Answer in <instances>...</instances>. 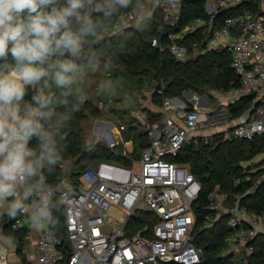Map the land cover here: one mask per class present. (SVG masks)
I'll list each match as a JSON object with an SVG mask.
<instances>
[{
    "label": "built area",
    "instance_id": "obj_1",
    "mask_svg": "<svg viewBox=\"0 0 264 264\" xmlns=\"http://www.w3.org/2000/svg\"><path fill=\"white\" fill-rule=\"evenodd\" d=\"M244 0H210L206 12L211 20L223 9L242 4ZM149 4V8H148ZM147 8L152 15L163 11L165 24L174 25L180 15L182 0H150L140 2L118 16V26L134 23L141 10ZM207 25L203 18L192 20L182 33H168L169 50L179 61L189 58L188 48L182 38ZM104 35L107 31H103ZM154 46L163 45L159 38ZM224 46L232 55V67L238 75V84L230 88L213 89L200 94L192 90L182 97H167L158 110V120L147 119L139 113L134 121L150 136L149 145L138 157H134L135 142L126 139L128 125L124 121L113 122L108 117L97 118L93 123V139L87 147L102 144L130 162V165L95 160L81 174V182L72 181L67 164L57 182L46 174L29 180L21 187L28 191L23 199L21 217L14 229L28 226L35 230L36 241L27 251V260L38 264H64L67 256L64 239L51 228V205L55 197L66 211V228L72 253L69 264H200L204 250L195 243L194 230L197 214L194 205L202 192V184L191 171L189 164L172 161L188 145L196 148L201 143L253 140L264 136V14L253 15L243 11L229 16L223 25L213 31L208 48ZM196 53V52H195ZM194 53V54H195ZM191 92L188 97L186 92ZM163 93V88L158 90ZM255 94L251 108L234 117L231 105L244 97ZM199 97L203 99L199 100ZM108 98H112L109 94ZM178 98L179 100H176ZM209 98L214 101L209 102ZM100 107L108 114L103 103ZM206 129V131H203ZM208 131V133H207ZM124 142V149L117 146ZM246 162L244 167L250 164ZM245 179L252 185L245 194L255 192L264 181V174L255 181L250 172ZM237 184L241 179L235 180ZM244 194V195H245ZM238 195L234 204H228V194L216 185L208 195L210 209L218 211L204 216L203 228L213 229L221 219V213L229 217V233L225 237L227 250L250 253L249 241L264 232V215L247 208ZM115 212H120L122 222L115 224ZM139 213L150 214L157 220L154 227L146 225L142 232L128 235V222ZM118 220V219H117ZM8 248L0 238V264H11Z\"/></svg>",
    "mask_w": 264,
    "mask_h": 264
},
{
    "label": "trees",
    "instance_id": "obj_2",
    "mask_svg": "<svg viewBox=\"0 0 264 264\" xmlns=\"http://www.w3.org/2000/svg\"><path fill=\"white\" fill-rule=\"evenodd\" d=\"M207 1L182 0L181 12L174 25L165 24L163 11L158 9L152 15L149 13L145 16L138 26L123 28L111 35L109 29L125 26L117 27L118 16L121 12L131 10L140 2L147 4V0H127L124 7L113 3V7L107 9L110 13L107 19H105L103 11L93 12L92 18L102 22L101 29L96 37L87 38L80 57L75 62L78 68L103 64L115 79H122L123 88H131L132 92L135 91L140 95L144 94V91L150 92L153 103L157 107H161L167 97H182L186 90L204 94L213 89L230 88L237 85L239 80L232 67L231 52L224 46L208 48L207 42L213 31L221 27L227 17L243 11H249L253 15L264 13L260 11L259 0H244L238 6L221 10L211 20V16L206 12ZM96 2L102 7L104 6V0H96ZM109 2H113V0H109ZM196 18L205 19L207 25L182 38L190 56L186 61H179L168 48V33H182V30ZM104 30L107 31L105 35ZM122 35L124 36L122 37ZM156 37L160 39L164 46L163 49L152 44ZM195 48H199L198 53H195ZM9 64H11L10 57ZM161 88H163L162 94L158 93ZM41 89L51 97L48 108L44 109L48 115L46 118H42L40 123L52 137L55 162L48 163L46 160L39 175L31 180L46 174L51 181L57 182L65 173V170L59 166L61 158L74 159L69 177L76 183L81 182V174L95 160L130 165L127 159L116 155L105 145L96 144L88 149L83 142L82 120L88 116L95 120L104 117L106 113L100 104L106 105L108 97L105 96L104 102L99 99V103L85 97L77 90L73 75V83L70 88H57L51 79L48 80L47 87H44L43 81L36 88L29 87L25 101L30 102L32 95ZM111 96L113 99V94ZM254 98L255 94H251L231 105L232 115L237 117L248 111ZM117 110L112 107L110 111L117 112ZM148 113L152 120H158L161 117V114L150 110ZM118 121L123 120L119 119ZM124 122L128 125V129L124 132L125 138L134 140L133 156L138 157L142 150L149 145L150 136L134 122ZM30 147L39 157L41 149L35 137L30 141ZM260 154H264V136L256 137L253 140L201 143L198 148L188 145L176 157L171 158L172 161L189 164L191 171L202 184L203 190L194 205L197 214V226L194 230L195 243L204 250L200 264H264V232L249 241L248 245L253 246L250 253L240 254L227 250L224 241L230 231L227 215L221 213V219L213 229L203 228L206 214L211 213L213 217L218 214V211L210 209V202L207 198L216 185H219L220 189L228 194L229 205L235 203L238 195H243L241 200L243 205L264 215V181L260 183L255 192L245 194L252 185L251 181L245 179L247 172L249 173L247 170L258 168L257 171L250 172L253 181L264 174V168L257 165L258 163H252L253 159ZM246 162H251L247 168L243 166ZM238 178L241 179L239 184L235 181ZM8 200L10 203L12 198ZM51 209V228L64 239L67 256L64 264H69L68 258L72 249L68 240L65 207L55 197ZM20 217V209L11 216L9 212L0 211V231L4 236L13 240L22 264H31L24 252L28 228H13L14 223ZM156 220L150 214L139 213L128 222L127 233L133 236L141 232L143 236L149 237L151 232H142L143 228L148 225L151 231Z\"/></svg>",
    "mask_w": 264,
    "mask_h": 264
},
{
    "label": "clouds",
    "instance_id": "obj_3",
    "mask_svg": "<svg viewBox=\"0 0 264 264\" xmlns=\"http://www.w3.org/2000/svg\"><path fill=\"white\" fill-rule=\"evenodd\" d=\"M114 4L127 0H0V205L12 198L9 215L23 208L28 191L21 187L39 175L44 162L54 163L51 135L40 120L46 118L51 97L42 89L25 101L27 89L49 79L57 88H70L83 45L96 37L101 21ZM9 57L11 64H9ZM36 138L41 154L30 147Z\"/></svg>",
    "mask_w": 264,
    "mask_h": 264
},
{
    "label": "rangeland",
    "instance_id": "obj_4",
    "mask_svg": "<svg viewBox=\"0 0 264 264\" xmlns=\"http://www.w3.org/2000/svg\"><path fill=\"white\" fill-rule=\"evenodd\" d=\"M150 0H147L149 3ZM210 0L207 1L209 3ZM149 14V9L144 8L141 10V14L136 22L131 24H124L125 26H117L121 28L109 29V34H116L117 32L123 30V28H130L138 26L145 16ZM164 23L166 20L163 18ZM124 35H122L123 37ZM196 53L199 52V48H195ZM74 75V83L77 90L82 93L85 97L93 99L95 102L99 103V99L101 102H104L105 96L108 97L109 94H113V99H107V108L108 114L104 117H108V119L113 122H117L119 119L123 121H134L136 115L139 113L143 118L147 119L148 110L146 108H150V104L147 102L149 93L144 91V94H137V92H132L131 88H123L121 85L122 79H115L111 73H109L103 66V64H93L88 67H79ZM148 87V86H147ZM145 88V87H144ZM149 88V87H148ZM114 91V92H113ZM114 100V102H112ZM209 102L214 101L213 98H209ZM145 105H149L145 107ZM117 108V112H111V108ZM95 119L91 116H88L85 120L81 122V130L83 134V142L87 145L89 139H93V123ZM203 131H206L204 129ZM208 133V131H207ZM85 145V146H86ZM119 151L124 149V142L121 141L120 145L117 146ZM60 162H65L67 164V173H69L71 167L73 166L74 159L66 160L60 159ZM252 163H258L261 168H264V154H260L256 156ZM248 164H251L249 162ZM9 210V200L5 202L3 205H0V211H8ZM114 215L116 219H113L115 224H119L121 221L120 212H115ZM118 219V220H117ZM0 235H3L0 231ZM1 238V237H0ZM8 248L9 254V262L11 264H17L19 258L15 255V245L11 238H2Z\"/></svg>",
    "mask_w": 264,
    "mask_h": 264
},
{
    "label": "crops",
    "instance_id": "obj_5",
    "mask_svg": "<svg viewBox=\"0 0 264 264\" xmlns=\"http://www.w3.org/2000/svg\"><path fill=\"white\" fill-rule=\"evenodd\" d=\"M259 6H260V11L262 12V13H264V0H259ZM149 93V96H148V100H147V102L150 104V108H146L148 111L150 110V111H156V110H158V108H157V106L153 103V100H152V97H151V94H150V92H148ZM191 92L189 91V92H186L185 93V96H187L188 97V95L190 94ZM202 98L201 97H199V100H201ZM147 106H149V105H145V107H147ZM59 165H60V163H59ZM10 204V203H9ZM2 212H9V210L8 211H2ZM35 230H33V233H32V229L28 226V234H27V237H26V241H25V250H24V252H25V254H26V257H27V251H28V249H30L31 247H32V245L35 243V241H36V235H34L35 234ZM0 237L1 238H3V237H5V238H8V237H6V236H4V235H0ZM14 245H15V243H14ZM15 255H17V257L19 258V261L17 262V264H22V261H21V259H20V256L17 254V252H16V246H15ZM31 264H38V263H32L31 262Z\"/></svg>",
    "mask_w": 264,
    "mask_h": 264
},
{
    "label": "water",
    "instance_id": "obj_6",
    "mask_svg": "<svg viewBox=\"0 0 264 264\" xmlns=\"http://www.w3.org/2000/svg\"><path fill=\"white\" fill-rule=\"evenodd\" d=\"M176 100H179L178 98H176Z\"/></svg>",
    "mask_w": 264,
    "mask_h": 264
},
{
    "label": "bare ground",
    "instance_id": "obj_7",
    "mask_svg": "<svg viewBox=\"0 0 264 264\" xmlns=\"http://www.w3.org/2000/svg\"><path fill=\"white\" fill-rule=\"evenodd\" d=\"M202 98V97H201ZM203 99V98H202Z\"/></svg>",
    "mask_w": 264,
    "mask_h": 264
}]
</instances>
